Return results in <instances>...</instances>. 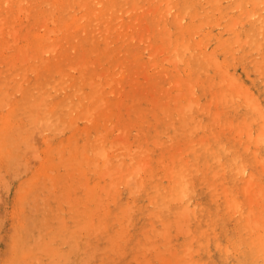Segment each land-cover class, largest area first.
<instances>
[{
  "label": "rangeland",
  "instance_id": "374dc122",
  "mask_svg": "<svg viewBox=\"0 0 264 264\" xmlns=\"http://www.w3.org/2000/svg\"><path fill=\"white\" fill-rule=\"evenodd\" d=\"M69 1L72 6L75 5L72 7L73 9L71 8V13H76V16L83 13L78 11L79 5H77L81 0ZM115 1L117 4L111 11L105 8L104 10L98 9L97 13L102 16L101 19L94 16L92 19L79 20L80 25L89 24L94 39H89L84 45H79L76 39L64 43L63 40L55 38L52 33H49L50 37L45 31V26L47 22L49 27L54 26V23L47 17L44 19L43 14L38 13V7L34 11L36 16L30 20V24H36L35 32L38 34V38L28 42L21 35L24 33L21 30L18 39L6 34L0 43V103L8 105L9 102H12L14 106H18L15 114L9 112V105L0 107V114L3 116V119L0 120V140H5L2 148L3 155L0 156H5L7 150L11 151L8 157L2 159L3 161L0 157V176L3 175L0 178V264H166V262L167 264H264V246H262L264 245V145L260 142L257 145L255 140L262 127L261 119L255 111V102L259 108L261 107L260 110L264 115V42L262 36L257 35L256 31L254 33L250 24L246 22L243 27L236 28L239 37L242 35L238 40L240 42H233L235 36L226 29V20L219 19V13L212 11L206 0L199 2L198 0H170L172 3H177L174 9L176 12L183 10L184 2L188 5L194 2L198 11L200 7H205V10L201 12V14L205 12V15H199L194 20L191 18L190 12L192 13V11L189 8L183 10V12L187 10L185 24L188 25V28H192L200 21L206 22L209 16L211 21L205 23L207 25H202V28L199 27V33L195 40L203 38L202 45L207 44V51H213L212 55L218 61L219 68L215 65L216 61L213 62L215 59L213 56L210 57L212 60L202 57L199 50L190 53L191 56L186 53L185 60L179 63L178 54L182 49L180 45H177V42H179L181 33L171 27L169 30L171 39H167L163 34L151 36V30L156 23L152 11L164 4L161 0ZM225 1L223 5L227 9L235 3V0ZM134 2L135 4H133ZM40 6L45 11L44 14L51 10L44 3ZM133 6L136 9L131 10ZM115 8L116 10H114ZM141 8L142 10H139ZM128 10L130 11L128 12ZM148 10L150 11L148 12ZM235 10L229 13L230 17H236L240 13V9ZM21 18L22 23L21 21L16 23L11 21L9 28L12 26L15 29L25 25L27 20ZM102 20H106L108 23L106 24ZM214 20L216 23H211ZM96 21L97 23H95ZM12 23L16 25H12ZM42 23L45 24L44 27L39 28L38 26ZM56 24L60 25L58 21ZM145 26L149 34L146 33ZM242 28L243 30H241ZM206 33L207 35H205ZM160 36L161 41L159 40ZM246 38L248 39L246 40ZM255 38H258L262 47L260 46V50L254 51L249 47V41ZM104 39L107 40V44ZM130 39L133 41L131 42ZM13 41L15 43L12 44ZM169 41L171 44H168ZM185 41L191 42L187 35ZM53 43H58L56 46L58 48L57 50L55 48L54 53L46 55L42 53L40 46L44 47ZM175 43L176 50L172 52ZM222 43H224L223 46ZM105 44L111 45L106 47ZM121 44L123 45L121 46ZM145 44H149L150 48L144 52L142 47ZM103 47L106 48L103 49ZM10 48L11 50H9ZM24 48L25 50H23ZM61 48L64 49L63 55L59 53ZM155 48L159 52L162 50L163 54L158 52V55L155 52V55L151 57ZM34 49H36V53ZM23 51L27 53L25 54L27 57L31 54V59H29L30 56L26 57L27 64V59L23 58ZM17 53L19 54L18 61L15 60ZM174 54L178 58H176L178 64L174 60L175 66L171 60L175 57ZM168 55L169 57L165 59V56ZM81 57L84 61L80 60ZM22 59L25 60L24 63ZM187 60H189V64ZM90 63L92 65H89ZM98 63L101 66H98ZM151 64L154 66L150 67ZM69 66L71 69L72 67L77 68L71 70ZM223 68L227 70L226 74L235 77H233L234 80L237 78L236 86L232 89L228 88V80L225 79L226 74ZM255 68L260 71L257 72ZM30 69L36 70L30 72ZM58 71L59 74H62L61 76L56 73ZM102 72H104V76ZM15 74L18 75L14 78ZM99 74L102 75H100L101 78L98 76ZM142 75L146 77V80ZM181 77L185 80V84L191 85L194 89L193 97L192 93H190L191 95L187 93L189 85L186 87L179 81ZM10 78L13 79L10 81ZM14 79H16L15 82ZM131 80L134 81L131 82ZM107 82L111 85H108ZM88 83L91 87L94 84H97L96 87H98L96 88L94 85L91 88ZM168 83H174L172 85L176 87L169 86ZM240 84L242 86L238 87ZM216 86L218 87L216 88ZM102 87L103 89H101ZM136 87L139 90L135 89ZM21 88L23 91H20ZM51 88L54 89L51 90ZM92 89L97 94H93ZM237 90H240L239 94L236 93ZM244 90L249 91L247 92L249 98L246 100L254 99V101L252 100L253 105L249 102L248 104L244 99ZM254 90L255 92H253ZM108 91L112 94H106ZM174 92L183 93L182 99L179 98V93H176L178 97H175V106L173 105ZM3 93L10 97L2 96ZM167 97L169 99L163 103ZM28 98L33 100L40 112L37 113L38 110L35 106L32 108L29 103L26 104ZM84 98L85 100H83ZM187 100H189V104H193L192 108L188 110L189 113L183 111L186 108L180 106L182 104L184 107ZM98 101H103V105L100 103L99 106L102 107L93 111L97 113L93 117L92 114L95 113H91V111L97 108L95 106L99 104ZM39 102L40 105H38ZM151 102L154 104L152 103L150 106ZM117 104L120 105L117 106ZM194 104L198 106L196 107ZM179 108L183 109V113L181 110H175ZM85 112L92 116L91 121H87L89 116ZM83 113L87 114L84 120ZM27 115L28 118L25 120L24 116ZM78 116L80 119L76 120L75 117ZM190 116L192 121L189 119ZM215 116L217 117L215 118ZM32 118L36 120L34 121L36 125H32ZM43 121L45 124H42ZM56 121L57 123H55ZM249 122L250 124H248ZM46 124L49 126L52 124V126L49 127ZM61 124H64L62 129ZM69 125L73 127L70 128ZM5 126L6 130H4ZM193 128L195 129L193 130ZM40 130L43 133H40ZM57 130L61 133H58ZM118 131H120L119 134ZM188 132L191 133L188 134ZM116 133L121 137V140L129 143H121V140L116 137ZM93 136L94 138H92ZM201 139H204L203 142ZM110 143L114 146H111ZM130 144L132 145L130 146ZM32 147L33 149H31ZM35 149L38 158L34 155ZM27 150H29L28 154ZM95 151L100 154L105 152L104 158L99 156L100 154L97 155ZM140 154H142L141 158ZM107 155L110 156L109 160L106 159ZM179 155L182 156L179 158ZM30 160H33L32 163L29 162ZM130 161L131 163H129ZM141 162H147V164L142 163V165ZM67 163H70L69 167H67ZM95 163L96 169L93 167ZM98 163L100 165H97ZM138 164H141L140 166H143L144 169L142 172L140 171L138 177L135 175L137 178H133L132 167L136 171ZM118 165H120L119 173H123L122 175H119L117 171V174L113 172ZM135 165L136 168H134ZM126 166L129 168L128 171H126ZM240 169L245 172L240 174ZM106 170L110 172L111 177L109 174H104L107 172ZM131 170L133 173L131 178L134 179L132 183L136 181L135 185L131 184L133 186L128 184L132 180L129 178ZM169 170H171L170 174H168ZM101 172H104V177L99 175ZM212 174L216 176L214 177ZM249 176L254 177L251 180ZM178 178L186 185L183 183H181L183 187L177 185L175 180ZM126 179H129V182ZM98 181L99 185H97ZM114 183L116 192L111 189ZM139 185H141L140 188H138ZM82 186H86L88 190ZM210 186L213 188H209ZM259 186L263 187L259 190ZM181 188L186 191L183 196V199L186 200L184 203L177 200L179 195L177 192ZM244 188L248 189L247 193ZM107 189L108 192H106ZM257 190L260 192L257 193ZM91 193L95 194L94 197L98 195L99 199L88 201ZM256 193L259 197V199L257 197L258 200L254 199ZM248 197H251L252 204ZM65 200L68 201V205ZM174 200L175 202H173ZM86 202L87 204H85ZM227 203L230 205L229 207ZM126 204L133 209L127 207ZM186 204L190 205V213L181 217L180 213ZM235 205L236 212L234 214ZM183 217H187V221ZM85 219L91 223H87ZM175 223L178 224V228ZM182 223L185 225L188 223L186 230L182 227L185 233L189 230L187 234L180 230ZM161 231L164 234L161 233L162 236L159 234ZM56 233L57 236L54 235ZM120 234L123 237L120 238ZM151 247L156 248L152 249ZM49 248L50 251L47 250ZM148 248L149 250H147ZM186 249L194 254H190ZM60 251L62 252L60 253ZM169 251L174 254L170 255ZM190 258L191 262H188Z\"/></svg>",
  "mask_w": 264,
  "mask_h": 264
},
{
  "label": "bare ground",
  "instance_id": "6f19581e",
  "mask_svg": "<svg viewBox=\"0 0 264 264\" xmlns=\"http://www.w3.org/2000/svg\"><path fill=\"white\" fill-rule=\"evenodd\" d=\"M120 1V0H119ZM200 0H198V2H199ZM225 0H206V3L207 4H209L210 5V8L212 9V11H214V12H217V13H219V15H220V18L219 19H223V21L224 20H226V23H225V27H226V29L227 30H229L230 32H232L233 34H234V36H235V39H234V41L233 42H240V41H238L239 40V38L240 37H242V35L239 37V32H237L236 31V28L238 27V26H242L243 27V25H244V23H246V22H248L249 24H250V26H251V28H252V31H254V33H255V31L257 32V35H261L262 36V39H263V42H264V0H235V3L234 4H232L230 7H228V9L226 8V6H224L223 5V2H224ZM124 2V1H123ZM137 2H139V1H137ZM161 2H163L164 4L161 6L160 4V6L157 8H154L153 9V11H152V13H153V18H155L156 19V23H155V27L151 30V33H152V35L151 36H156V35H158V34H163L164 35V37H166L167 39H169L170 38V29H171V27H174L176 30H177V32H179V33H181V35H180V37H179V42H177V45H180V47H181V49H182V51H181V53L180 54H178L179 56V59L177 58V56H175V54H174V58L173 59H171L172 61H173V63H174V66H175V64L177 63L176 61H180L179 63H181V61H184L185 60V56H186V53H189V55H190V53H193V51H196V50H199L200 52H199V54H201V56L202 57H208V58H210L211 56H213V58H215L214 57V55H212L213 54V51L212 52H208L207 51V47H208V45L207 44H204V45H202V42H204V40H203V38L202 39H200V40H195V37L198 35V33H199V29L200 28H202V25H207V24H205V23H207L208 21H211V19H209V16H208V20H206V22H202V21H200V23H198L197 25H194L192 28H188V25H186L185 24V20H186V11L185 12H183V10H185V9H187V8H189L191 11H192V13L190 12V14H191V18L194 20L196 17H198L199 15L200 16H204L205 15V12L203 13V14H201V12H203L204 10H205V7H200V10L198 11V10H196V4L194 3V2H192L190 5H188L186 2H184L183 3V7H182V9L183 10H181V11H174V9L176 8V5H177V3H172V2H170V0H161ZM202 2V1H201ZM226 2V1H225ZM227 2H229L228 0H227ZM42 3H44L45 5H48L50 8H51V10H49L46 14H44L45 13V11L44 10H42V6H40ZM145 3V2H144ZM203 3V2H202ZM116 4H117V2L115 1V0H81V2H80V4H78L77 3V5H79V9H78V11L80 10V11H82L83 13L82 14H80L79 16H76V13H71V8L73 7V6H75V5H73L72 6V4L70 3V1L69 0H0V43H2L1 41H2V39H3V37H4V35H6V34H8V35H10V36H13L14 38H16V39H18L19 38V36H20V31L22 30L24 33L23 34H21L22 36H23V38L24 39H26L28 42H31L32 40H35L36 38H38L39 36H38V34L35 32V29H36V24H30V20L31 19H33V17H35L36 15H35V13H34V11L36 10V8L38 7V13L39 14H43V16H44V19L47 17V19L49 20V21H51V22H53L54 23V26H52V27H49L48 26V22L46 23V26H45V31L47 32V34L49 35V33H52L53 34V36L55 37V38H59V40L60 41H62L63 40V42L64 43H69V42H71V40L73 41L74 39H76L77 40V42L79 43V45H84V44H86L87 43V41L90 39H93V36H92V33H91V29L89 28V24H82V25H80L78 22H79V20H82V19H86V20H88V19H92L94 16L96 17V18H98V17H100V19H101V17L102 16H100V15H98V13H97V11H98V9H100V8H102V10H104V8L105 9H107V10H112V8H113V6H116ZM133 4H135V2L133 3ZM137 4V3H136ZM162 4V3H161ZM91 6H94L93 8L91 7ZM138 6V5H137ZM205 6H207V5H205ZM75 8V7H74ZM133 9H131V10H134V8L136 9V7H132ZM209 8V9H210ZM73 9V8H72ZM208 9V10H209ZM234 9H240V13L236 16V17H230L229 16V13L233 10V12H234ZM114 10H116V8L114 9ZM122 10V9H121ZM139 10H142V8L141 9H139ZM138 10V11H139ZM235 10V11H236ZM130 10H128V12H129ZM150 10H148V12H149ZM207 11V10H206ZM117 12V11H116ZM120 12V11H119ZM127 12V13H128ZM49 13V14H48ZM97 13V14H96ZM124 15H125V13H124ZM123 16V15H122ZM21 17H23L24 19H26L27 20V23L25 24V25H21V26H19L18 28H12V26L9 28V23L12 21V22H20L21 21V23L23 22V20H21L22 18ZM217 17V16H216ZM214 18V17H213ZM120 19V18H119ZM136 19V18H135ZM118 20V19H117ZM116 20V21H117ZM58 21V23L60 24L59 26L56 24V22ZM218 21V20H217ZM46 22V21H45ZM102 22H106V24L108 23L106 20H102ZM134 22V21H133ZM143 22V21H142ZM192 22V21H191ZM195 22V21H194ZM216 23L215 22V20L214 21H212L211 23ZM15 23H12V25H14ZM95 23H97V21L95 22ZM115 23V22H114ZM238 24H241V25H238ZM16 25V24H15ZM45 25V24H44ZM44 25H43V23L42 24H40L38 27L39 28H43L44 27ZM50 25V24H49ZM103 25H105V24H103ZM211 25V24H210ZM219 25V24H218ZM43 26V27H42ZM120 26V25H119ZM215 26H217V25H215ZM16 27V26H15ZM129 27V26H128ZM128 27H127V30H128ZM200 27V28H199ZM108 28V27H107ZM116 28V27H115ZM130 28V27H129ZM135 28H136V26H135ZM145 28H146V33H148L149 34V32H147L148 30H147V27L145 26ZM216 28V27H215ZM218 28H219V26H218ZM119 29V28H118ZM245 29V28H244ZM241 30H243V28L241 29ZM225 31V30H224ZM241 32V31H240ZM61 34V37H60V34ZM105 33H107V32H105ZM124 33V32H123ZM188 36V39H190V43L189 42H186L185 41V36ZM205 35H207V33L205 34ZM204 35V36H205ZM50 36V35H49ZM51 37V36H50ZM120 37V36H119ZM141 37V36H140ZM113 38V37H112ZM131 38H133L132 36H131ZM150 38V37H149ZM160 39V41L162 40L161 39V36L159 37ZM165 38V39H166ZM142 39V38H141ZM141 39H140V41H141ZM146 39H148V38H146ZM171 39V38H170ZM210 39V38H209ZM248 38H246V40H247ZM13 40H15V39H13ZM20 40V39H19ZM48 40V39H47ZM47 40H45L46 42H47ZM58 40V39H57ZM94 40V39H93ZM241 40V39H240ZM49 41V40H48ZM109 41V40H108ZM130 41H131V39H130ZM133 41V40H132ZM131 41V42H132ZM139 41V40H138ZM22 42V41H21ZM45 42V43H46ZM104 42L106 43L107 42V40L105 41V39H104ZM13 43H15L14 41L12 42V44ZM17 43V42H16ZM48 43V42H47ZM93 43V42H92ZM108 43V42H107ZM106 43V44H107ZM142 43V42H141ZM209 43V42H208ZM245 43V41L243 42V44ZM105 44V45H106ZM139 44V43H138ZM168 44H171V42L169 41V43ZM167 44V46H169ZM221 44V43H220ZM223 44L224 43H222V46H223ZM237 44V43H236ZM11 45V44H10ZM58 45V43L57 44H48V45H45L44 47H43V45L42 46H38L40 49H41V51H42V53H44L45 55L48 53V54H51V53H54V50H55V48H56V46ZM109 45H111V44H109ZM108 45V46H109ZM123 44H121V46H122ZM176 43L174 44V47L172 48L173 49V51L172 52H175V48H176ZM246 45V44H245ZM8 46V45H7ZM6 46V49L8 50V47ZM21 46H22V44H21ZM107 45H106V47H108ZM217 46V45H216ZM261 46V43H259V41H258V38H255L254 40H250L249 41V47L250 48H252V49H254V51L255 50H260V48L262 47H260ZM24 47L26 48V45H24ZM106 47H103V49L104 48H106ZM220 47H221V45H220ZM236 47V46H235ZM248 47V48H249ZM4 48V47H3ZM25 48L23 49V50H25ZM43 48V49H42ZM58 48V47H57ZM57 48H56V50H57ZM150 48V45L149 44H145L143 47H142V50H144V52H145V50H147V49H149ZM162 48V47H161ZM160 48V49H161ZM163 48H164V46H163ZM163 48H162V50H163ZM168 48V47H167ZM238 48V47H237ZM1 50H3V49H1ZM9 50H11V48L9 49ZM27 50V49H26ZM121 50V49H120ZM158 49L157 48H155L154 49V51H153V53L151 54V57L153 56V55H155V52L158 54V52L159 51H157ZM161 50V52H159V54L160 53H162L163 54V51ZM215 50H217V49H215ZM18 51V50H17ZM16 51V52H17ZM64 51V49L63 48H61L60 49V54H62L63 55V52ZM167 51V50H166ZM252 51V50H251ZM2 52H4V51H2ZM27 52H28V50H27ZM34 52L36 53L37 51H36V49H34ZM171 52V53H172ZM103 53V52H102ZM252 53V52H251ZM6 54V53H5ZM18 54V53H17ZM25 54H27L26 52L24 53V51H23V58L24 59H27L29 56V59H31V54L27 57ZM120 54V53H119ZM118 54V55H119ZM135 54H136V51H135ZM158 54V55H159ZM8 55V54H7ZM10 55H11V53H10ZM42 55V54H41ZM91 55H92V53H91ZM9 56V55H8ZM17 57H16V59L15 60H17L18 59V57H19V54L18 55H16ZM21 56V55H20ZM43 56V55H42ZM108 56H110V55H108ZM191 56V55H190ZM22 57V56H21ZM27 57V58H26ZM34 57H36V56H34ZM55 57H56V55H55ZM100 57V56H99ZM149 57H150V55H149ZM148 57V58H149ZM166 57V58H165ZM165 57H163V58H165V59H167L168 57H169V55L168 56H165ZM234 57V56H233ZM95 58H97L96 56H95ZM109 58V57H108ZM107 58V59H108ZM115 58V57H114ZM178 60H177V59ZM24 59H22V61H23V63L25 62V60ZM33 59V58H32ZM42 59V58H41ZM164 59V60H165ZM205 59V58H204ZM211 60H212V58H210ZM35 60V59H34ZM78 60V59H77ZM80 60H82V61H84V59H82V57H81V59ZM79 60V61H80ZM91 60V59H90ZM95 60V59H94ZM164 60H162V61H164ZM174 60H175V62H174ZM3 61V60H2ZM18 61V60H17ZM75 61V60H74ZM79 61H78V63H79ZM172 61H170L171 63H172ZM216 61V64L215 65H217V67H218V61L216 60V58L215 59H213V62H215ZM235 61V60H234ZM27 62H28V59L26 60V64H27ZM45 62V61H44ZM98 62V61H97ZM165 63L167 62V61H164ZM170 62H168V63H170ZM11 63V62H10ZM14 63H15V61H14ZM41 63L43 64V59H42V61H41ZM78 63H76L77 65H78ZM92 63H93V60H92ZM92 63H90L89 65H92ZM104 63V62H103ZM119 63V62H118ZM117 63V64H118ZM187 63L189 64V60H187ZM16 64H17V62H16ZM21 64V63H20ZM83 64V63H82ZM81 64V65H82ZM116 64V65H117ZM124 64V63H123ZM154 64V63H153ZM153 64H151L150 65V67L151 66H154ZM178 64V63H177ZM238 64V63H237ZM1 65V64H0ZM84 65V64H83ZM105 65V64H104ZM142 65V64H141ZM214 65V66H215ZM35 66H36V64H35ZM79 66V65H78ZM86 67H87V65H85ZM98 66H101V65H99V63H98ZM121 66V65H120ZM144 66V65H143ZM142 66V67H143ZM223 66V65H222ZM14 67V65L12 64V68ZM70 67V66H69ZM81 67V66H80ZM84 67V66H83ZM149 67V68H150ZM188 67H190V65H188ZM238 67V66H237ZM26 68V67H25ZM39 68V67H38ZM77 67H72V69L73 70H75ZM85 68V67H84ZM114 68H116V67H114ZM113 68V69H114ZM144 68V67H143ZM216 68V67H215ZM219 68V67H218ZM69 69V68H68ZM70 69H71V67H70ZM71 69V70H72ZM79 69V68H78ZM87 69V68H86ZM176 69V68H175ZM256 69V68H255ZM36 69H34V70H32V69H30V72L31 71H35ZM79 70H83L82 68L81 69H79ZM108 70H110V69H108ZM121 70V69H120ZM119 70V71H120ZM223 70L225 71V74H226V72H227V70H225L224 68H223ZM252 70V69H251ZM257 70V72L258 71H260V70H258V69H256ZM26 71V70H25ZM223 71V72H224ZM88 72V71H87ZM185 72V71H184ZM23 73V72H22ZM25 73V72H24ZM56 73H58L59 74V71L58 72H56ZM80 73V72H79ZM85 73V72H84ZM107 73V72H106ZM181 73V72H180ZM210 73V72H209ZM235 73V72H234ZM255 73V72H254ZM27 74V73H26ZM76 74V73H75ZM83 74V73H82ZM102 74H103V76H104V72H102ZM118 74V73H117ZM125 74V73H124ZM224 74V73H223ZM3 75H4V73H3ZM16 75H18V74H15V75H13L14 76V78H15V76ZM60 76L62 75V74H59ZM66 75V74H65ZM79 75H81V73L79 74ZM101 74H99L98 76L101 78V76H100ZM126 75V74H125ZM136 75V74H135ZM143 75H144V73H143ZM142 75V77H145V76H143ZM228 74H226V76H225V79L226 80H228V88L230 87L231 89L233 88V87H235L236 86V82L235 81H237L236 79L234 80V76H230V75H228ZM23 76H25L26 77V75H23ZM47 76V75H46ZM97 76V77H98ZM117 76V75H116ZM177 76V75H176ZM25 77H22V78H25ZM66 77V76H65ZM99 77L97 78V79H99ZM115 77V76H114ZM138 77V76H137ZM234 77V78H233ZM31 78V77H30ZM83 78V77H82ZM106 78H108V77H106ZM105 78V79H106ZM109 78H110V76H109ZM108 78V79H109ZM215 78V77H214ZM260 78V77H259ZM258 78V79H259ZM13 79V78H12ZM11 78L9 79L10 81L12 80ZM33 79V78H32ZM31 79V80H32ZM113 79V78H112ZM139 79V78H138ZM174 79H176V78H174ZM180 80V82H181V84L182 85H184L185 84V80L184 79H182V77L181 78H179ZM15 80L16 79H14V82H15ZM23 80V79H22ZM21 80V81H22ZM111 80V79H110ZM145 80H146V77H145ZM177 80V79H176ZM51 81V80H50ZM99 81H100V79H99ZM108 82H109V80H107ZM132 81H134V80H131V82ZM144 81V80H143ZM198 81V80H197ZM2 82V81H1ZM17 82H19V80H17ZM55 82H58V81H55ZM54 82V83H55ZM69 82V81H68ZM90 82V84L92 83L91 82V80L89 81ZM107 82V83H108ZM111 82V81H110ZM194 82H196V81H194ZM193 82V83H194ZM22 83V82H21ZM67 83V82H66ZM65 83V84H66ZM102 83V82H101ZM130 83V82H129ZM198 83V82H197ZM218 83V82H217ZM221 83V82H220ZM223 81H222V85H223ZM243 83V82H242ZM56 84V83H55ZM99 84V83H98ZM113 84V83H112ZM117 84V83H116ZM169 84V86H175V85H172V84H174V83H172V84H170V83H168ZM179 84V83H178ZM195 84V83H194ZM194 84H193V86H194ZM204 84V83H203ZM212 84V83H211ZM4 85V84H3ZM10 85V84H9ZM18 85V84H17ZM46 85V84H45ZM49 85V84H48ZM75 85V84H74ZM95 85V84H94ZM94 85H92V87L94 86ZM97 85V84H96ZM96 85H95V87H96ZM100 85V84H99ZM108 85H111V83L109 84L108 83ZM186 85V87H187V85H189V84H185ZM219 85V84H218ZM38 86V85H37ZM53 87H54V85H52ZM51 86V87H52ZM63 86V85H62ZM88 86H90L89 85V83H88ZM104 86V85H103ZM106 86H107V84H106ZM114 86H116V85H114ZM136 86V85H135ZM134 86V87H135ZM239 86H242L241 84L240 85H238V87ZM244 86H245V84H244ZM3 87V86H2ZM22 87V86H21ZM35 87H36V85H35ZM35 87H33V88H35ZM40 87V86H39ZM91 87V86H90ZM91 87V88H92ZM98 87V86H97ZM96 87V88H97ZM108 87V86H107ZM126 87V86H125ZM176 87V86H175ZM188 87H190V88H192V86L191 85H189ZM187 87V89H188V92L187 93H192V97H193V88L191 89V91H189V89L190 88H188ZM218 86H216V88H217ZM18 88V87H17ZM46 88V87H45ZM95 88V89H96ZM109 88V87H108ZM149 88H150V86H149ZM167 88V87H166ZM177 88H179L178 86H177ZM248 88V87H247ZM37 89V88H36ZM49 89V88H48ZM54 88H51V90H53ZM56 89H57V87H56ZM63 89V88H62ZM67 89V88H66ZM73 89H74V87H73ZM94 89V90H95ZM101 89H103V87L101 88ZM100 89V90H101ZM135 89H137V87L135 88ZM231 89H230V92H231ZM239 89V88H238ZM38 90V89H37ZM59 90V89H58ZM64 90V89H63ZM110 90V89H109ZM113 90V89H112ZM126 90V89H125ZM137 90H139V88L137 89ZM173 90V89H172ZM209 90H210V88H209ZM248 90V89H247ZM247 90H244L245 91V93H244V99L246 100V98H249L248 97V95H247V92H249V91H247ZM17 91V90H16ZM15 91V92H16ZM20 91H23L22 90V88H21V90ZM48 91H50V90H48ZM60 91V90H59ZM92 91H93V89H92ZM171 91V90H170ZM174 91V90H173ZM203 91H204V89H203ZM240 91V90H239ZM238 90H237V92L236 93H238L239 92ZM259 91V90H258ZM41 92H42V90H41ZM55 92H57V91H55ZM100 92V91H99ZM165 92V91H164ZM195 92V91H194ZM253 92H255V90L253 91ZM18 93V92H17ZM34 93V92H33ZM61 93V92H60ZM96 93V92H95ZM94 93V91H93V94H95ZM109 93H111V92H107L106 94H109ZM143 93V92H142ZM162 93V92H161ZM176 93H179L178 95H179V98H181L182 99V97H183V93H181V92H174V100H173V105L175 106V97L177 98L178 96H177V94ZM181 93V94H180ZM235 93V94H236ZM240 93V92H239ZM238 93V94H239ZM259 93V92H258ZM62 94V93H61ZM75 94V93H74ZM97 94V93H96ZM112 94V93H111ZM223 94H225V93H223ZM223 94H222V96H223ZM229 94V93H228ZM231 94V93H230ZM36 95H38V94H36ZM211 95V94H210ZM215 95V94H214ZM213 95V96H214ZM237 95V94H236ZM253 95V94H252ZM251 95V96H252ZM2 96H6V97H8V95L5 93H3L2 94ZM43 96V95H42ZM48 96V95H47ZM73 96H75V95H73ZM101 96V95H100ZM191 96H189V97H191ZM230 96V95H229ZM243 96V95H242ZM241 96V97H242ZM10 97V96H9ZM8 97V98H9ZM49 97V96H48ZM82 97H84L83 95H82ZM151 97H152V95H151ZM169 98H170V96H168ZM167 97V99L164 101L163 100V103L164 102H166L169 98ZM226 97H227V94H226ZM8 98H6V99H8ZM43 98H45V97H43ZM75 98V97H74ZM205 98V97H204ZM212 98V97H211ZM224 98V97H223ZM252 98H253V96H252ZM256 98V97H255ZM3 99H4V97H3ZM5 99V100H6ZM32 99H34L33 97H32ZM32 99H29L28 98V100H26V104L27 103H29V105L33 108L36 104L33 102V100ZM41 99V98H40ZM90 99H92V98H90ZM89 99V100H90ZM93 99H94V96H93ZM145 99H146V97H145ZM201 99V98H200ZM199 99V100H200ZM225 99V98H224ZM237 99V98H236ZM235 99V100H236ZM240 99V98H239ZM42 100V99H41ZM68 100V99H67ZM83 100H85V98L83 99ZM89 100H87V101H89ZM125 100V99H124ZM217 100V99H216ZM233 100V99H232ZM254 101V99H251V101H248V100H246L247 101V103L249 102L250 104H252V102ZM43 101V100H42ZM46 101V100H45ZM101 101V100H100ZM183 101V100H182ZM188 101L189 100H187V103L184 105V107H183V105L181 104L180 106L182 107V108H186V110H183V109H175V110H181V112H182V110L183 111H188L190 108H192V106L191 105H193V104H189L188 103ZM211 101V100H210ZM220 101H221V99H220ZM44 102V101H43ZM42 102V103H43ZM90 102V101H89ZM88 102V103H89ZM99 102V101H98ZM117 102V101H116ZM126 102V101H125ZM181 102V101H180ZM222 102V101H221ZM36 103H38V102H36ZM45 103V102H44ZM100 103L103 105V101L102 102H99V104H97V106H95V107H97L96 109L94 108V109H92V111H91V113L93 112V111H95V110H97L99 107H102V106H99L100 105ZM117 103H119V102H117ZM121 103V102H120ZM147 104H148V102H146ZM152 103L153 102H151L150 103V106L152 105ZM182 103V102H181ZM191 103V102H190ZM248 103V104H249ZM3 104V105H2ZM35 104V105H34ZM41 103L39 102V104L38 105H40ZM154 104V103H153ZM217 104V103H216ZM226 104V103H225ZM8 105L10 106V110H9V112L10 113H13L14 112V114L16 113V111H17V109H18V106H14V104L12 103V102H9L8 103ZM7 104H5V103H0V107L1 108H3V107H6V106H8ZM46 105V104H45ZM78 105H79V103H78ZM120 105V104H119ZM118 104H117V106H119ZM149 105V104H148ZM155 105H156V103H155ZM195 106H196V104H194ZM209 106L211 105V104H208ZM253 105V104H252ZM69 106H70V104H69ZM68 106V107H69ZM129 106V105H128ZM189 106V107H188ZM191 106V107H190ZM198 106V105H197ZM196 106V107H197ZM217 106V105H216ZM248 106V105H247ZM41 107V106H40ZM67 107V108H68ZM249 107V106H248ZM253 107V106H252ZM0 108V109H1ZM35 108L38 110L37 111V113L38 112H40L39 111V107H36L35 106ZM117 108V107H116ZM233 108V107H232ZM261 108V107H260ZM260 108H259V106H258V104L255 102V111H256V113H257V115H258V117L261 119V123H262V127H261V130H260V134L259 133H257V134H259L258 136H256V138H255V140L257 141V145H259L258 144V142H260V143H262L263 145H264V115H263V113L261 112V110H260ZM45 109H46V107H45ZM44 109V110H45ZM76 109V108H75ZM148 109V108H147ZM155 109V108H154ZM163 109V108H162ZM239 109V108H238ZM99 110V109H98ZM123 110V109H122ZM202 110V109H201ZM231 110V109H230ZM4 111V110H3ZM46 111V110H45ZM71 111V110H70ZM73 111V110H72ZM87 111V110H86ZM108 111H109V108H108ZM88 113H89V111H87ZM87 112H85V113H87ZM160 112L163 114V112H162V110H160ZM176 112V111H175ZM200 112V111H199ZM36 113V114H37ZM73 113V112H72ZM87 113V114H88ZM93 113H95V112H93ZM127 113V112H126ZM183 113V112H182ZM188 113H189V111H188ZM191 113V112H190ZM3 114V113H2ZM44 114H46L45 112H44ZM84 114V113H83ZM87 114H84V118H83V120L86 118V115ZM113 114V113H112ZM129 114V113H128ZM127 114V115H128ZM145 114V113H144ZM228 114H230V113H228ZM30 115V114H29ZM43 115V114H42ZM77 115V114H76ZM75 115V116H76ZM95 116V115H97V113H95V114H92V116ZM154 115V114H153ZM153 115H152V117H153ZM164 115V114H163ZM209 115V114H208ZM218 116L220 115V114H217ZM37 117H38V115H36ZM45 116V115H44ZM81 116V115H80ZM87 116H89V114L87 115ZM91 115L89 116V120H87L88 122L89 121H91L90 120V118L92 117ZM93 116V117H94ZM135 116H137V115H135ZM151 116V115H150ZM182 116H184V115H182ZM32 117V116H31ZM37 117H35V118H37ZM48 117V116H47ZM112 117H113V115H112ZM111 117V118H112ZM217 116H215V118H216ZM24 118H25V120H26V118H28V115L27 116H24ZM76 118V120L77 119H80L79 118V116L78 117H75ZM167 118V117H166ZM176 118H177V116H176ZM192 117L190 116V118L189 119H191ZM1 119H3V116L0 114V120ZM92 119V118H91ZM102 119H103V117H102ZM140 119V118H139ZM194 119H195V117H194ZM203 119V118H202ZM201 119V120H202ZM33 120V122L34 121H36V120H34L33 118L31 119V121ZM143 120V119H142ZM142 120H140V121H142ZM45 121V120H44ZM43 121V122H44ZM51 121V120H50ZM137 121H138V119H137ZM189 121V120H188ZM191 121H192V119H191ZM254 121V120H253ZM256 121V120H255ZM32 122V125H36L35 124V122L33 123ZM47 122H49V121H47ZM46 122V123H47ZM76 122V121H75ZM108 122H110V121H108ZM114 122H115V120H114ZM155 122H156V120H155ZM170 122V121H169ZM174 122V121H173ZM55 123H57V121L55 122ZM141 123V122H140ZM181 123H183V120H181ZM190 123V122H189ZM219 123H220V121H219ZM223 123H224V121H223ZM227 123V122H226ZM230 123V122H229ZM25 124H26V122H25ZM42 124H45V122L44 123H42ZM107 124H109V123H107ZM153 124V123H152ZM228 124V123H227ZM243 124H245V123H243ZM248 124H250V122L248 123ZM39 125H41V123H39ZM47 125V124H46ZM64 125V124H63ZM63 125L61 124V129L63 128ZM113 125V124H112ZM144 125H145V123H144ZM38 126V125H37ZM47 126H49V124L47 125ZM50 126H52V124L50 125ZM49 126V127H50ZM70 126V125H69ZM80 126H81V123H80ZM83 126H85V125H83ZM171 126V125H170ZM251 126V125H250ZM32 127V126H31ZM73 126H70V128H72ZM88 127V126H87ZM9 128V127H8ZM30 128V127H29ZM33 128V127H32ZM70 128H68V129H70ZM110 128V126L108 127V129ZM118 128H119V126H118ZM123 128H124V126H123ZM165 128V127H164ZM185 128H186V123H185ZM196 128V127H195ZM195 128H193V130L195 129ZM200 128V127H199ZM247 128V127H246ZM7 129V127L5 126L4 127V130H6ZM60 129V130H61ZM68 129H67V131H68ZM79 129V128H78ZM228 129H229V126H228ZM248 129H250V128H248ZM54 130V129H53ZM59 130V129H58ZM57 130V131H58ZM80 130V129H79ZM239 130V129H238ZM253 130V129H252ZM1 131V130H0ZM20 131V130H19ZM64 131H66V130H64ZM199 131V130H198ZM232 131V130H231ZM250 131H251V129H250ZM119 132L120 131H118V134H119ZM124 132V131H123ZM166 132V131H165ZM196 132H197V130H196ZM225 132V131H224ZM253 132V131H252ZM251 132V133H252ZM38 133H39V131H38ZM40 133H43L41 130H40ZM58 133H61V131H58ZM73 133H74V131H73ZM179 133V132H178ZM191 132H188V134H190ZM205 133H206V131H205ZM63 134V133H62ZM100 134V133H99ZM98 134V135H99ZM199 134V133H198ZM237 134L238 135H241V133L239 134V132H237ZM250 134V133H249ZM40 135V134H39ZM101 135V134H100ZM122 135V134H121ZM144 135V134H143ZM251 135V134H250ZM235 136V135H234ZM242 136V135H241ZM247 136H248V134H247ZM97 137V136H96ZM96 137H95V139H96ZM100 137H102V136H100ZM116 137H118L120 140H121V137H119V135H117V133H116ZM249 137V136H248ZM33 138V137H32ZM92 138H94V136L92 137ZM190 138V137H189ZM251 138V137H250ZM94 139V140H95ZM98 139V138H97ZM107 139H108V137H107ZM110 139V138H109ZM168 139V138H167ZM249 139V138H248ZM35 140V139H34ZM124 140H125V137H124ZM204 140V139H203ZM203 140L201 139V142H203ZM222 140H223V138H222ZM250 140V139H249ZM30 141H31V139H30ZM33 141V140H32ZM101 141V140H100ZM99 141V142H100ZM154 142H155V140H153ZM123 142H125V141H123V140H121V143H123ZM4 143H5V140H0V155H3L2 154V148H3V146H4ZM113 143H115V141L113 140ZM125 143H129V142H125ZM209 143V142H208ZM251 143V142H250ZM83 144V143H82ZM156 144V143H155ZM25 145V144H24ZM104 145V144H103ZM110 145L112 146L113 144H111L110 143ZM118 145H119V143H118ZM127 145V144H126ZM132 144H130V146H131ZM157 145V144H156ZM161 144L159 143V146H160ZM105 146V145H104ZM114 146V145H113ZM155 146V145H154ZM158 146V145H157ZM250 146V145H249ZM34 147V146H33ZM33 147L31 148V149H33ZM98 147H100V146H98ZM106 147V146H105ZM118 147V146H117ZM124 147V146H123ZM83 148V147H82ZM81 148V150H83ZM126 149L128 148V147H125ZM133 148V147H132ZM171 148V147H170ZM206 148V147H205ZM250 148V147H249ZM29 149V148H28ZM118 149V148H117ZM125 149V150H126ZM129 149V148H128ZM180 149V148H179ZM246 149V148H245ZM68 150V149H67ZM66 150V151H67ZM111 150V149H110ZM130 150V149H129ZM138 150V149H137ZM29 150H27V154L29 153L28 152ZM119 151V150H118ZM180 151V150H179ZM193 151V150H192ZM246 151H247V149H246ZM31 152V151H30ZM36 152V149H35V151H34V153ZM69 152V151H68ZM95 152H97V151H95ZM135 152V151H134ZM166 152V151H165ZM209 152V151H208ZM127 153H129V152H127ZM130 153H133V152H130ZM185 153H187V152H185ZM184 153V154H185ZM225 153V152H224ZM11 154V151L10 150H7V152L4 154L5 156H0L1 157V161H3L2 159H4L5 157H8L9 155ZM33 154V152L31 153V155ZM94 154V153H93ZM100 154V152H97V155H99ZM143 154V153H142ZM142 154H140V158H141V155ZM35 155V157H37L38 158V156H37V154L35 153L34 154ZM34 155L32 156V159H33V157H34ZM60 155V154H59ZM128 155V154H127ZM173 155V154H172ZM255 155H256V153H255ZM25 156H26V154H25ZM99 156H101L102 158H104V156H105V152H101V154L99 155ZM182 155H179V158L181 157ZM184 156V155H183ZM27 157V156H26ZM109 155H107V157H106V159H108L109 160ZM128 157V156H127ZM127 157H126V159H127ZM167 157H168V154H167ZM194 157H195V155H194ZM255 157V156H254ZM60 158V157H59ZM139 158V159H140ZM257 158V157H256ZM35 160H36V158H34ZM57 159V158H56ZM117 159V158H116ZM145 159V158H144ZM148 159V158H147ZM173 159V158H172ZM188 159V158H187ZM187 159H185V160H187ZM263 159V158H262ZM35 160H34V162H35ZM171 160V159H170ZM177 160H178V157H177ZM31 161H33V160H30L29 162L30 163H32ZM56 161V160H55ZM58 161V160H57ZM144 161V160H143ZM162 161V160H161ZM183 161H184V159H183ZM218 161H219V159H218ZM218 161H217V163H218ZM22 162V161H21ZM76 162H78V161H76ZM99 163H100V161H98ZM107 162V161H106ZM171 162V164H173L172 163V161H170ZM262 162V161H261ZM86 163V162H85ZM97 164V165H100V164ZM101 163H102V161H101ZM119 163H121V162H119ZM119 163H117V164H119ZM129 163H131V161L129 162ZM142 163H144V162H141V164ZM161 163V162H160ZM185 163V162H184ZM187 163V162H186ZM235 163V162H234ZM259 163H260V160H259ZM22 164V163H21ZM68 164V166L67 167H69V164L70 163H67ZM80 164V163H79ZM116 164V163H115ZM116 164V165H117ZM140 164V165H141ZM144 164H147V162H145ZM192 164V163H191ZM212 164V163H211ZM261 164V163H260ZM66 165V164H65ZM75 165H76V163H75ZM95 166H93V167H95V169H96V163L94 164ZM121 165V164H120ZM120 165H118L117 166V168L115 169V170H113V172H114V174L116 173V171L119 173L120 171V169H118L119 167H120ZM128 165V164H127ZM139 165V164H138ZM139 165V166H140ZM143 165V164H142ZM157 165V164H156ZM161 165H162V163H161ZM163 165H165V164H163ZM187 165H189V164H187ZM221 165V164H220ZM227 165V164H226ZM225 165V166H226ZM263 165V164H262ZM63 166V165H62ZM77 166V165H76ZM104 166V165H103ZM102 166V167H103ZM106 166V165H105ZM137 166V169H136V171H135V169H133V167H132V170H133V173H134V175H133V178H137L138 176V174L140 173V171L142 172V170L144 169L143 168V166ZM147 166V165H146ZM190 166V165H189ZM201 166V165H200ZM213 166V165H212ZM211 166V167H212ZM231 166H232V164H231ZM241 166V165H240ZM256 166H257V164H256ZM21 167V166H20ZM28 167V169H29V166H27ZM144 167H145V165H144ZM157 167H158V165H157ZM160 167V166H159ZM171 167H172V165H171ZM194 167V166H193ZM222 167V166H221ZM78 168V167H77ZM77 168H75L76 170H78ZM101 168V167H100ZM134 168H136V165H135V167ZM161 168H162V166H161ZM160 168V170H162ZM175 168V167H174ZM195 168V167H194ZM238 168V167H237ZM22 169V168H21ZM21 169H19V170H21ZM24 169V168H23ZM22 169V170H23ZM60 169V168H59ZM62 169V168H61ZM60 169V170H61ZM118 169V170H117ZM127 169H129V168H127V166H126V171H128ZM179 169V168H178ZM196 169V168H195ZM223 169V168H222ZM221 169V170H222ZM225 169V168H224ZM246 169V168H245ZM30 170V169H29ZM64 170H65V167H64ZM98 170V169H97ZM132 170H131V175L129 176V178H131V176H132ZM172 170V169H171ZM171 170H169V173L168 174H170V171ZM263 170V169H262ZM79 171V170H78ZM95 171V170H94ZM101 171V170H100ZM107 172L106 173H104V174H109V176L111 177V175H110V172L108 171V170H106ZM135 171V172H134ZM195 171V170H194ZM215 171V170H214ZM223 171V170H222ZM237 171V170H236ZM21 172V171H20ZM77 172V171H76ZM112 172V171H111ZM156 172V171H155ZM168 172V171H167ZM224 172V171H223ZM245 171L244 170H241L240 169V174H243ZM53 173V172H52ZM94 173V172H93ZM102 172H101V174H99L101 177H104L105 175L103 174ZM124 173H126V172H124ZM158 173V172H157ZM173 173V172H172ZM213 173V172H212ZM71 174V173H70ZM69 174V175H70ZM78 174V173H77ZM117 174V173H116ZM122 175L123 173H119V175ZM128 174V173H127ZM130 174V173H129ZM128 174V175H129ZM142 174V173H141ZM176 174V173H175ZM197 174H198V172H197ZM207 174V173H206ZM223 174V173H222ZM246 174V173H245ZM119 175H117V176H119ZM137 177H136V176ZM144 175H145V173H144ZM156 175V174H155ZM181 175V174H180ZM192 175V174H191ZM213 175V174H212ZM1 176H3V175H1ZM1 176H0V178H1ZM22 176H24V175H22ZM26 176V175H25ZM108 176V177H109ZM116 176V175H115ZM177 176V175H176ZM214 176V175H213ZM216 176V175H215ZM214 176V177H215ZM119 177H121V176H119ZM185 177V176H184ZM249 177H251V176H249ZM254 177V176H253ZM253 177H251V180H252V178ZM113 178V177H112ZM112 178H110V179H112ZM133 178H131L132 180L130 181V183H128L130 186H133V185H131V184H134L135 185V183H136V181H135V183L133 182L132 183V181H134V179ZM177 178V177H176ZM180 178H181V176H180ZM207 178V177H206ZM103 179H105V178H103ZM171 179V178H170ZM224 179H225V177H224ZM76 180H78L79 181V179L78 178H76ZM127 181L129 180V179H126ZM143 180V179H142ZM164 180V179H163ZM173 180V179H172ZM186 180H187V178H186ZM85 181L87 182V180L85 179ZM95 181V180H94ZM101 181V180H100ZM168 181H169V179H168ZM176 182H177V185H180V186H182L181 185V183H183V185H186V183L185 182H182L181 181V179H176L175 180ZM129 182V181H128ZM163 182V181H162ZM173 182V181H172ZM247 182H248V180H247ZM221 183V182H220ZM83 184H85L86 185V183H83ZM95 184V183H94ZM97 184V183H96ZM110 184V183H109ZM126 184H127V182H126ZM127 184V185H128ZM176 184V183H175ZM251 184V183H250ZM255 184V183H254ZM97 185H99V181H98V184ZM113 185V187L111 186V189L114 191L115 190V186L114 185H116L115 183L114 184H112ZM119 185V184H118ZM187 185H188V183H187ZM247 186L249 185V183L248 184H246ZM252 185V184H251ZM110 186V185H109ZM140 186L141 185H139L138 186V188H140ZM172 186V185H171ZM193 186V185H192ZM255 186V185H254ZM83 188H86V186H82ZM94 187H95V185H94ZM135 187V186H134ZM183 187V186H182ZM212 186H210L209 188H211ZM249 187H252V186H249ZM261 187H263V186H261ZM261 187L259 186V190L261 189ZM121 188V187H120ZM137 188V187H136ZM137 188V189H138ZM180 188V187H179ZM186 188H188V187H186ZM213 188V187H212ZM232 188V187H231ZM10 189V188H9ZM87 189V188H86ZM94 189V188H93ZM92 189V190H93ZM97 189V188H96ZM101 189H102V187H101ZM222 189V188H221ZM246 188H244V191L247 193V191H248V189L247 190H245ZM258 189V188H257ZM28 190V189H27ZM73 190V189H72ZM88 190V189H87ZM91 190V191H92ZM133 190H135V189H133ZM139 190V189H138ZM186 190H188V189H186ZM264 190V189H263ZM90 191V192H91ZM102 191H104V190H102ZM106 191V190H105ZM109 190L107 189V191L106 192H108ZM136 191V190H135ZM193 191V190H192ZM220 191H222V190H220ZM225 191V190H224ZM9 192V191H8ZM115 192H116V190H115ZM115 192H113L114 194H115ZM133 192V191H132ZM169 192V191H168ZM182 192V193H181ZM184 192V193H183ZM215 192H216V190H215ZM254 192V191H253ZM260 192V191H259ZM258 192V190H257V193H259ZM74 193V192H73ZM102 193H104V192H102ZM136 193V192H135ZM157 193V192H156ZM176 193V192H175ZM179 195H178V198L175 196V200H176V198H177V200H179V201H181L182 203H184V202H186V200L185 199H183V196H184V194H186V191L184 190L183 191V188H181V190L179 191V192H177ZM181 193V194H180ZM224 193V192H223ZM257 193H256V198L254 197V199H256V200H258L259 199V197L257 196ZM92 195H91V197L88 199V201H93V200H98L99 199V196L97 195V196H95L94 197V193H91ZM32 195V194H31ZM107 195V194H106ZM131 195V194H130ZM204 195H205V193H204ZM244 195V194H243ZM69 196V195H68ZM67 196V197H68ZM112 196V195H111ZM66 197V198H67ZM106 197V196H105ZM113 197V196H112ZM224 197H225V195H224ZM226 197H228V195L226 194ZM257 197H258V199H257ZM70 198H71V196H70ZM75 198V197H74ZM251 199V197H248V199ZM72 199H73V197H72ZM108 199V198H107ZM172 199V198H171ZM67 200V199H66ZM65 200V201H66ZM175 200L173 201V202H175ZM255 200V201H256ZM2 201V200H1ZM41 201V200H40ZM87 201V200H86ZM114 201V200H113ZM249 201V200H248ZM67 202V205L69 204L68 203V201H66ZM252 202V199H251V201H250V203ZM113 203V202H112ZM172 203V202H171ZM233 203H234V201H233ZM256 203V202H255ZM85 204H87V202L85 203ZM100 204V203H99ZM148 204H150V203H148ZM249 204V203H248ZM252 204V203H251ZM257 204V203H256ZM127 205V204H126ZM227 205H228V207L230 206L228 203H227ZM250 205V204H249ZM134 206V205H133ZM189 204H186L184 207H183V210L181 211V217L183 216V215H187V213L189 214L190 213V209H189ZM238 206V205H237ZM89 207H92V206H89ZM106 207H107V205H106ZM127 207H130V206H128L127 205ZM165 207H167L166 206V204H165ZM169 207V206H168ZM105 208V207H104ZM130 208H132V207H130ZM103 209V208H102ZM127 209V208H126ZM133 209V208H132ZM232 209V208H231ZM128 210V209H127ZM234 210V209H233ZM129 211V210H128ZM132 211V210H131ZM134 211V210H133ZM238 211V210H237ZM235 212H236V205H235V211H234V214H235ZM63 213V212H62ZM90 213V212H89ZM120 213L121 214H123L121 211H120ZM127 213V212H126ZM249 213V212H248ZM180 214H178V215H180ZM87 215H89V214H87ZM154 215V214H153ZM194 215V214H193ZM247 215V214H246ZM122 216V215H121ZM150 216V215H149ZM152 216V215H151ZM173 216V215H172ZM248 216V215H247ZM260 216V215H259ZM123 217V216H122ZM184 218V217H183ZM260 218V217H259ZM186 221H187V217H185L184 218ZM86 220V219H85ZM123 220V219H122ZM184 220V221H185ZM249 220V219H248ZM87 221V220H86ZM175 221H177V220H175ZM185 221V222H186ZM254 221H256V220H254ZM62 222V221H61ZM89 221H87V223H88ZM122 222V221H121ZM129 222V221H128ZM249 223H250V221H248ZM63 223V222H62ZM89 223H91V221L89 222ZM120 223V222H119ZM119 223H117L118 224V226H119ZM123 223V222H122ZM121 223V224H122ZM249 223H248V225H249ZM120 224V225H121ZM126 224H128V223H126ZM187 224L188 223H186V225L185 224H181L180 226H181V229L180 230H182L183 232H184V234H187V232L189 231V230H187L186 231V233H185V231H184V229L186 230L187 228ZM87 225V224H86ZM85 225V226H86ZM140 225V224H139ZM139 225H138V227H139ZM175 225H176V223H175ZM184 225V226H183ZM230 225V224H229ZM251 225V224H250ZM253 225H254V223H253ZM256 225H257V222H256ZM255 225V226H256ZM61 226H63V225H61ZM60 226V227H61ZM83 226V225H82ZM164 226H166V225H164ZM178 226V224L176 225V227ZM87 227V226H86ZM86 227H85V229H86ZM102 227V226H101ZM163 227V226H162ZM182 227H184V229H182ZM207 227V225L205 226V228ZM258 227V226H257ZM61 228H63V227H61ZM83 228H84V226H83ZM98 228V227H97ZM126 228V227H125ZM153 228V227H152ZM178 228V227H177ZM177 228H175V229H177ZM256 228V227H255ZM104 229V228H103ZM259 229V228H258ZM203 230V229H202ZM59 231V230H58ZM58 231H57V233H58ZM170 231H171V229H170ZM204 231V230H203ZM259 231V230H258ZM127 232V231H126ZM135 232V231H134ZM163 231H161L159 234H161ZM165 232V231H164ZM180 232V231H179ZM200 232H201V230H200ZM259 232H261V231H259ZM54 234L55 236H57L58 234H60V233H58V234ZM95 233V232H94ZM163 234V233H162ZM162 234H161V236H162ZM189 234V233H188ZM205 234V233H204ZM125 235V234H124ZM157 235H158V233H157ZM156 235V236H157ZM164 235V234H163ZM174 236V235H173ZM48 237V236H47ZM121 237H123L121 234H120V238ZM53 238V237H52ZM57 239H59L58 237H57ZM61 239V238H60ZM118 239H119V237H118ZM132 239H133V237H132ZM162 239H163V237H162ZM169 239V238H168ZM206 239V238H205ZM241 239V238H240ZM253 239V238H252ZM32 240V239H31ZM55 240V239H54ZM113 240V239H112ZM150 240V239H149ZM148 240V241H149ZM193 240V239H192ZM209 240V239H208ZM239 240V239H238ZM61 241H62V239H61ZM167 241V240H166ZM169 241V240H168ZM33 242V241H32ZM49 242H50V240H49ZM192 242V241H191ZM241 242H243V241H241ZM261 242V241H260ZM50 243H52V242H50ZM34 244V243H33ZM164 244V243H163ZM263 244V243H262ZM46 245V244H45ZM112 245V244H111ZM63 246H64V244H63ZM115 246H117V245H115ZM114 246V247H115ZM156 247H157V245H155ZM164 247H165V245H163ZM262 246H264V245H262ZM59 247V246H58ZM61 247V246H60ZM112 247V246H111ZM156 247H154V248H156ZM44 248V247H43ZM152 248V247H151ZM154 248H152V249H154ZM244 248V247H243ZM113 249V248H112ZM188 249V248H187ZM187 249H186V251H187ZM216 249V248H215ZM264 249V248H263ZM45 250V249H44ZM47 250H49L50 251V248L49 249H47ZM142 250H144V249H142ZM147 250H149V248L147 249ZM46 251V250H45ZM106 251V250H105ZM62 251H60V253H61ZM170 252V251H169ZM187 252H189V251H187ZM258 252V251H257ZM171 253V252H170ZM190 254H194V253H191V252H189ZM73 254V253H72ZM95 254V253H94ZM172 254H174V253H171L170 255H172ZM260 254V253H259ZM63 255V254H62ZM155 255V254H154ZM159 256H161V255H159ZM261 256V255H260ZM24 257V256H23ZM163 257V256H162ZM193 257H194V255H193ZM62 258V257H61ZM155 259V258H154ZM164 259V258H163ZM162 259V260H163ZM183 259V258H182ZM36 260V259H35ZM44 260H45V258H44ZM64 260V259H63ZM156 260V259H155ZM37 261V260H36ZM65 261H66V259H65ZM157 261V260H156ZM188 262H191V258L190 259H188ZM162 263V262H161ZM186 263V262H185ZM166 264H167V262H166ZM176 264V263H175ZM190 264V263H189Z\"/></svg>",
  "mask_w": 264,
  "mask_h": 264
}]
</instances>
